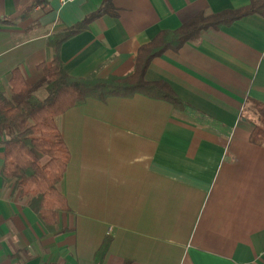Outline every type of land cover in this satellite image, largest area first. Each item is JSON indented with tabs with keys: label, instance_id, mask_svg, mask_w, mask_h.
Returning <instances> with one entry per match:
<instances>
[{
	"label": "crops",
	"instance_id": "crops-1",
	"mask_svg": "<svg viewBox=\"0 0 264 264\" xmlns=\"http://www.w3.org/2000/svg\"><path fill=\"white\" fill-rule=\"evenodd\" d=\"M252 0H111L59 46L71 76L124 75L138 48L197 15ZM0 0V91L11 70L26 82L53 56L50 36L103 0ZM255 12L201 29L154 57L144 77L182 100L141 93L87 98L56 116L69 151L58 190L68 210L47 230L1 175L0 264H264V139L249 141L264 105V0Z\"/></svg>",
	"mask_w": 264,
	"mask_h": 264
},
{
	"label": "trees",
	"instance_id": "trees-1",
	"mask_svg": "<svg viewBox=\"0 0 264 264\" xmlns=\"http://www.w3.org/2000/svg\"><path fill=\"white\" fill-rule=\"evenodd\" d=\"M256 0L248 6L225 10L204 17L197 15L175 30L160 31L150 42L141 45L134 57L132 69L124 75L98 78L94 73L85 77L69 75L59 55L60 44L86 27L89 21L112 8L111 0H103L96 11L87 14L66 30L49 37L53 56L37 65L41 76L34 83L25 81L15 67L9 78V94L0 91V134L4 159L1 175L18 189V195L27 198L28 205L37 214L47 230H54L60 212L68 210L65 197L58 190L69 151L57 127L56 116L82 104L87 98L105 100L112 96H132L141 93L171 102L175 107L182 100L170 86L161 80L147 81L145 71L151 60L167 49L177 50L204 28H218L255 12ZM45 0H32L31 6H44ZM264 15V12H263ZM258 115L253 122L249 141L261 144L264 139V105L252 100ZM110 237L105 236L94 254V264H102ZM61 264V263H58Z\"/></svg>",
	"mask_w": 264,
	"mask_h": 264
},
{
	"label": "built area",
	"instance_id": "built-area-1",
	"mask_svg": "<svg viewBox=\"0 0 264 264\" xmlns=\"http://www.w3.org/2000/svg\"><path fill=\"white\" fill-rule=\"evenodd\" d=\"M62 2H67V1H71V0H61Z\"/></svg>",
	"mask_w": 264,
	"mask_h": 264
}]
</instances>
